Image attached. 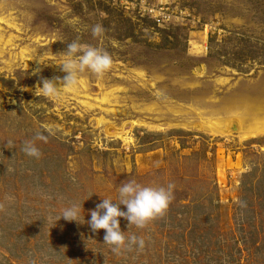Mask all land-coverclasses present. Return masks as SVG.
Returning <instances> with one entry per match:
<instances>
[{
  "label": "rangeland",
  "instance_id": "374dc122",
  "mask_svg": "<svg viewBox=\"0 0 264 264\" xmlns=\"http://www.w3.org/2000/svg\"><path fill=\"white\" fill-rule=\"evenodd\" d=\"M73 41L112 68L49 100ZM128 180L174 199L116 255L88 221ZM0 264H264V0H0Z\"/></svg>",
  "mask_w": 264,
  "mask_h": 264
},
{
  "label": "clouds",
  "instance_id": "9594fccd",
  "mask_svg": "<svg viewBox=\"0 0 264 264\" xmlns=\"http://www.w3.org/2000/svg\"><path fill=\"white\" fill-rule=\"evenodd\" d=\"M105 29L98 23L92 27L94 38L102 37ZM63 59L60 70L66 73L63 77L57 76L52 79H42L41 86H37L40 95L49 100L59 101L66 92L74 90L79 84L82 73L90 72L97 77H103L110 71L113 59L106 50L73 41L67 44L63 52ZM39 65L40 62L38 61ZM56 65V64H55ZM40 68H37L36 71ZM48 136L37 132L32 140L24 141L20 151L30 158L39 159L42 155L37 147V141L47 142ZM15 148L13 142L8 141L6 147ZM175 184L169 183L166 187H151L137 183L135 180L122 182L117 189V201L103 199L102 203L96 205L95 210L90 212L88 224L91 230L96 233L103 229L105 231L104 243L111 251L119 255L124 249L136 247L142 250L145 247V240L142 237L132 235L125 236L121 231L119 218L126 219L129 224L143 229L152 220L163 216L174 199ZM120 205L126 206V211L121 210ZM81 205L73 203L65 208L60 218L68 222H78ZM58 219V220H59ZM57 220V221H58Z\"/></svg>",
  "mask_w": 264,
  "mask_h": 264
},
{
  "label": "bare ground",
  "instance_id": "6f19581e",
  "mask_svg": "<svg viewBox=\"0 0 264 264\" xmlns=\"http://www.w3.org/2000/svg\"><path fill=\"white\" fill-rule=\"evenodd\" d=\"M232 124H235V125L237 126V131L240 132V130H241V128H242L240 122L237 121V120H231V121L228 122L227 125H228V127H230ZM232 126H234V125H232ZM210 129L215 130V129H217V127H215V125L212 124V125L210 126Z\"/></svg>",
  "mask_w": 264,
  "mask_h": 264
}]
</instances>
